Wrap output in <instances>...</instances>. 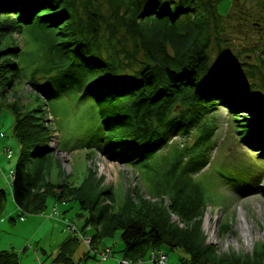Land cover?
<instances>
[{
    "label": "trees",
    "instance_id": "16d2710c",
    "mask_svg": "<svg viewBox=\"0 0 264 264\" xmlns=\"http://www.w3.org/2000/svg\"><path fill=\"white\" fill-rule=\"evenodd\" d=\"M218 1L0 0V13L9 17L0 24L15 31L14 22H44L46 27L58 29L56 35L68 37L55 45L63 59L52 68L57 73L28 83L46 99L73 88L93 99L102 128L109 131L107 144L100 151L125 164L144 162L146 167H161V178L174 186L173 206L178 212L185 209V217H192L203 211L191 192H186V181L207 165L210 146L206 140L212 133L200 132L192 146L175 150L169 158L157 154L174 136L190 134L204 115L203 109L224 106L234 115L241 112L239 116L244 117L237 121L246 123L239 131L240 141L251 150L264 152V96L258 93L254 80L242 76L237 69L240 64L226 55L222 38L225 16L218 10ZM20 51L0 34V111L7 105L16 115L14 133L22 153L12 169V190L22 220L26 214L44 212L52 194L63 203L78 200L81 208L89 211L78 229L91 240L90 248L97 249L104 238L114 237L119 230L123 257L132 264H156L155 251L164 245L187 253L182 264H264L263 245L255 244L254 256L247 260L220 255L204 243L200 222L194 223L191 232H184L161 217L157 203L141 199L138 209L129 206L121 212H109L102 204L112 191L100 190L93 180L80 186L51 182V187L46 184L42 190L50 126L36 114L42 109L27 111L18 99L9 101L7 94L20 79L16 60ZM246 73L255 76L252 69ZM55 187L61 191L55 192ZM3 198L1 190L0 200ZM224 226L231 227L229 222ZM79 241L77 235L67 238L54 262L76 264L72 256ZM0 264H20L18 253L0 250Z\"/></svg>",
    "mask_w": 264,
    "mask_h": 264
},
{
    "label": "rangeland",
    "instance_id": "374dc122",
    "mask_svg": "<svg viewBox=\"0 0 264 264\" xmlns=\"http://www.w3.org/2000/svg\"><path fill=\"white\" fill-rule=\"evenodd\" d=\"M218 10L225 16L222 38L226 55L240 64L237 69L242 76L254 80L258 93L264 96V0H219ZM81 16L87 18L83 11ZM8 18V14L0 13V22ZM13 24L15 31L5 30L0 24V34L21 48L16 56L20 79L14 90L7 93L9 101L18 99L27 111L42 109L36 114L50 126V151L42 172V190L46 184L51 187V182L80 186L93 180L100 190L112 191L111 197L102 204L109 212H121L129 206L138 209L136 204L145 199L161 205L156 209L162 213L161 217L184 232H191L194 223L200 222L204 243L218 254L234 255L242 260L253 258L255 244L264 246V152L251 150L240 141L239 131L246 123L237 121L244 117L239 116L241 112L237 116L224 106L205 108L190 134L174 136L157 154L159 158L165 155L169 158L175 150L192 146L200 132L212 133L206 140L210 149L213 146L206 155L207 165L186 181V192H191V198L196 199L203 212L185 217L186 210L178 212L172 204L174 186L161 178V167H146L144 162L125 164L100 151L107 144L109 131L102 128L99 107L93 99L75 88L46 99L28 83L32 79L44 81L57 73L52 68L63 59L55 45L68 37L56 35L58 29L46 27L44 22ZM103 33L108 36L105 30ZM132 45L129 42L131 49ZM216 53L215 46L213 60ZM250 69L254 71L253 78L246 73ZM15 124V113L5 105L0 111V191L5 192V198L0 200V250L14 249L20 264H57L54 258L60 245L77 235L80 241L72 256L76 264H122L121 232L118 230L114 237L104 238L97 249L90 248L91 240L78 229L89 211L82 209L78 200L63 203L49 194L44 212L23 214L25 219H21L12 190V169L22 153L21 142L14 133ZM9 149L12 156L7 155ZM170 167H166V173ZM53 190L61 191L57 187ZM78 213L83 215L77 216ZM228 222L230 228L224 226ZM242 230L250 235L248 240L244 239ZM93 232L89 230L90 235ZM161 250L166 253L168 264H182L181 258L187 256L181 248L171 250L164 245ZM161 250L155 253L160 254ZM105 251L109 255L103 259Z\"/></svg>",
    "mask_w": 264,
    "mask_h": 264
},
{
    "label": "built area",
    "instance_id": "2783aa9c",
    "mask_svg": "<svg viewBox=\"0 0 264 264\" xmlns=\"http://www.w3.org/2000/svg\"><path fill=\"white\" fill-rule=\"evenodd\" d=\"M7 155L12 156V152L10 149L7 151ZM108 255H109V252H107V251L103 252L102 253L103 259H105ZM154 258H155L156 264H168L167 255L162 250H161L160 254H155ZM121 260H122V264H130V262H131L129 259H126L125 257H123ZM157 260H158V262H157Z\"/></svg>",
    "mask_w": 264,
    "mask_h": 264
},
{
    "label": "bare ground",
    "instance_id": "6f19581e",
    "mask_svg": "<svg viewBox=\"0 0 264 264\" xmlns=\"http://www.w3.org/2000/svg\"><path fill=\"white\" fill-rule=\"evenodd\" d=\"M242 235H243V237H244V239L246 240H248L249 239V234L247 233V231H245V230H242ZM234 241V243H236V240L234 239L233 240Z\"/></svg>",
    "mask_w": 264,
    "mask_h": 264
}]
</instances>
